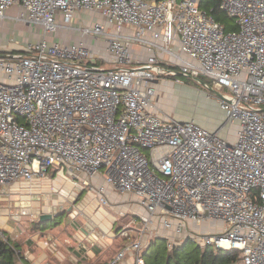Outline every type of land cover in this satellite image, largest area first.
<instances>
[{
	"label": "built area",
	"instance_id": "built-area-1",
	"mask_svg": "<svg viewBox=\"0 0 264 264\" xmlns=\"http://www.w3.org/2000/svg\"><path fill=\"white\" fill-rule=\"evenodd\" d=\"M220 8L235 29L200 0H0V22L37 36L23 49L0 43V194L68 169L103 205L110 186L145 207L134 238L130 223L122 229L129 241L111 264L130 252L146 264L143 250L160 235L171 248L190 238L239 250L238 264H264V0H222ZM180 74L228 88L218 96L222 125L166 112L158 82Z\"/></svg>",
	"mask_w": 264,
	"mask_h": 264
},
{
	"label": "crops",
	"instance_id": "crops-1",
	"mask_svg": "<svg viewBox=\"0 0 264 264\" xmlns=\"http://www.w3.org/2000/svg\"><path fill=\"white\" fill-rule=\"evenodd\" d=\"M86 15H88L85 18L86 21L90 22L91 15L85 13L84 16ZM61 32H59V36L62 38L69 35L64 31ZM26 34L27 32L22 39L17 35L12 38L19 42L22 41L20 44L14 41L11 42V39H3L2 44L12 49H23L28 39ZM137 48L138 50L139 48L144 49L139 46ZM170 81H164L163 83L166 86L159 91L163 92L171 84ZM203 121L205 124L203 126L208 129L215 130L218 128L213 119H203ZM233 130L234 126H231V129L223 131V135H229ZM51 178L46 176L45 180L43 179L45 184L39 183L42 179H35L31 182L19 180L4 189L0 194V201L2 203L8 202L9 206L14 208L20 206L21 209H28L32 212L39 211L41 214L52 213L55 216L61 215V213H55V210L59 207L60 210L70 211L69 219L64 223L57 222L54 227L47 231L41 229L39 219L35 228L32 225L33 229L26 230L21 224L23 223L21 218L31 220L29 216L19 215V212H16L18 214H8L7 212L0 214V229L4 234V237H2L19 246L18 251L21 253L23 260L20 258L18 264H111L117 252L129 241L127 238L124 242L125 239L120 236L122 229H119L130 223L131 227L128 233L131 238H134L135 229L138 228L133 219L128 222H124L122 219L128 216V212L138 216L143 214L145 207L142 201L133 193H121L107 186L105 198L108 203L103 205L99 194L89 190L86 192L87 189L76 186L74 182L68 183L69 190L64 192L60 190L62 199L54 201L51 197L54 188ZM95 182L98 185L104 184L101 176H98ZM85 193H87V196L84 201H81ZM21 197H24L23 200H20ZM122 212H126V216H122ZM8 219L14 220L18 227L10 226L7 223ZM19 219L22 221H19ZM31 221L35 224L34 220ZM119 221L122 222L118 223ZM48 240H50V243L46 244ZM120 240H123L124 243L117 245L116 242ZM133 255L130 252L118 264H134Z\"/></svg>",
	"mask_w": 264,
	"mask_h": 264
},
{
	"label": "rangeland",
	"instance_id": "rangeland-1",
	"mask_svg": "<svg viewBox=\"0 0 264 264\" xmlns=\"http://www.w3.org/2000/svg\"><path fill=\"white\" fill-rule=\"evenodd\" d=\"M221 9V8H220ZM84 18H87L88 15L83 16ZM220 21L222 24L226 27L227 30H232L237 27L236 19L228 15L225 11L223 14H220ZM95 19L98 20L97 17ZM83 21H80V24H83ZM16 31V32H15ZM61 31H64L60 29L58 33H62ZM27 32V36L30 40H36L37 36L34 37L31 34V28L29 29L28 26H25L22 23H16L14 21H8L4 20V22H0V43H3V39H12L15 35H17L20 39L24 38V34ZM24 33V34H23ZM7 41V40H6ZM3 45V44H2ZM4 46V45H3ZM175 50H178V47H174ZM98 57V56H97ZM99 65L109 68L113 67L112 64L104 63L100 57H98ZM168 80L170 81V85L163 90V92H160L159 90H162L166 85L163 83V81L160 79L158 82V99L159 103L164 107L166 112L170 113L174 116L179 122H183L186 119L194 118L197 120L201 125L204 124L203 119L211 120L217 124L219 127L226 121V116L224 112L220 109L219 102H218V95H216L214 92H212L207 85L214 87V80L211 79L209 76H200V77H190L185 76L183 74H180L175 77H169ZM204 79V80H203ZM174 82V83H173ZM216 89V88H215ZM217 90V89H216ZM220 92V91H219ZM228 88L224 87L221 89V94H227ZM216 102H218L216 104ZM205 125V124H204ZM54 171H50L47 176L52 177L51 182L54 186L53 193L51 194V197L56 200L62 199L61 191L69 190V182L73 183L72 175L69 173L68 169H61L57 173H53ZM53 175V176H52ZM42 180L39 181L41 184H45L44 180L45 177L41 178ZM44 179V180H43ZM61 190V191H60ZM88 192V189L85 190ZM87 196V193L83 195V198L81 201H84ZM24 197H21L20 200H23ZM51 199V198H50ZM43 209V208H42ZM62 209V208H61ZM21 207H10L8 202L2 203L0 201V214H3L4 212H7L8 214H18L16 212H20ZM65 210H60V207L55 210V213H58L61 215L59 216H53L49 222L42 224L41 229H44L43 231L50 230L57 222L64 223L67 219H69V212ZM66 212V213H64ZM23 219V221L21 220ZM19 221H22V226L28 230L29 228H32L34 225L37 224V221L39 217L31 218V220L35 221V224H33V221L27 218H21ZM133 219L138 227L142 226V221L138 217V215L133 214L131 212H128L127 217H123L122 220L124 222H128L129 220ZM25 221V222H24ZM28 222V223H27ZM122 221H119L118 223H121ZM7 223L17 228V224L14 220L8 219ZM121 225V224H119ZM125 226V225H124ZM204 226H208V223H205ZM120 227V226H119ZM212 230L219 228L220 226L217 225L212 227L209 226ZM122 226L119 230L123 229ZM33 229V228H32ZM209 229V228H208ZM207 227L202 228L201 231L208 230ZM120 232V231H119ZM160 237V239H163L167 245V247L170 249V245L168 244V239L166 235H160L155 236L153 238ZM127 240V238L124 240V242ZM178 240L176 243L182 242V240H185L184 237L176 238ZM187 240V239H186ZM123 240H120L119 242H116L117 245L124 243ZM148 244V243H147ZM172 244H174V241H172ZM134 257V255H133Z\"/></svg>",
	"mask_w": 264,
	"mask_h": 264
},
{
	"label": "trees",
	"instance_id": "trees-1",
	"mask_svg": "<svg viewBox=\"0 0 264 264\" xmlns=\"http://www.w3.org/2000/svg\"><path fill=\"white\" fill-rule=\"evenodd\" d=\"M222 0H200L201 8L209 10L215 20L220 21ZM222 23V22H221ZM204 80V79H203ZM39 224H42L39 221ZM19 246L5 240L0 235V264H18L21 253ZM146 264H238L240 251L237 249H218L214 246H202L190 238L173 248H168L160 237L151 238L143 250Z\"/></svg>",
	"mask_w": 264,
	"mask_h": 264
},
{
	"label": "water",
	"instance_id": "water-1",
	"mask_svg": "<svg viewBox=\"0 0 264 264\" xmlns=\"http://www.w3.org/2000/svg\"><path fill=\"white\" fill-rule=\"evenodd\" d=\"M207 86L216 95L223 97V95L218 90H216L215 88H213L210 85H207ZM53 216H55V215H53L52 213H43L40 215L39 221H40V223L45 224V223L49 222V220H51L53 218Z\"/></svg>",
	"mask_w": 264,
	"mask_h": 264
}]
</instances>
